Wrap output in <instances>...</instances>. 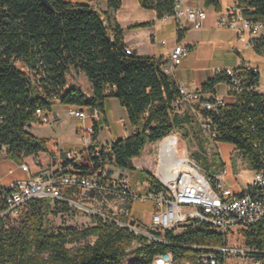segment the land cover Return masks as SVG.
Here are the masks:
<instances>
[{"label": "trees", "instance_id": "1", "mask_svg": "<svg viewBox=\"0 0 264 264\" xmlns=\"http://www.w3.org/2000/svg\"><path fill=\"white\" fill-rule=\"evenodd\" d=\"M48 1L51 9L40 0H0V151L4 148L7 157L18 160L45 152L47 140L31 134L28 125L38 122L37 107L50 111L54 102L96 107L103 113L105 99L113 97L125 110L132 127L128 136L109 145L93 144L79 160L64 161L63 166L71 164L70 171L83 176L93 174L104 164L127 172L136 170L133 160L147 144L184 126L193 125L199 132L189 112L177 116L174 111L179 91L172 74L162 69L168 59L137 55L133 50L131 54L125 52L123 30L113 18L121 0H105V23L86 2ZM137 1L142 8L154 10L157 18L174 14L176 0ZM235 2L245 17L264 20V0ZM203 5L216 12L221 9L219 0H203ZM149 24L136 23L132 27ZM183 32L177 29L179 40ZM252 48L264 54V34L252 40ZM16 62L27 66L30 74ZM71 72L84 74L88 93L67 82ZM237 73L240 91H227L230 100L211 112L210 117L216 141L231 143L257 171L264 169V91L255 89L258 72L241 64ZM218 83L229 85L230 79L223 72L213 73L199 88L214 95ZM97 129L94 124L93 140ZM147 174L149 190L158 189L159 181ZM4 189L0 185V192ZM66 204L49 197L35 198L28 202L15 225L6 226L0 218L1 264H153L166 253L171 255V264H183L193 261L205 248L226 243L224 236L198 220L182 224L180 231L152 230V238L99 214H90L93 223L85 228L55 231L48 216ZM3 207L0 197V212ZM122 222L133 224V220ZM243 235L248 245L246 254L255 259V264H264V216L244 229Z\"/></svg>", "mask_w": 264, "mask_h": 264}, {"label": "built area", "instance_id": "2", "mask_svg": "<svg viewBox=\"0 0 264 264\" xmlns=\"http://www.w3.org/2000/svg\"><path fill=\"white\" fill-rule=\"evenodd\" d=\"M85 2L94 11L101 14L105 23L106 20L102 13L107 9L106 5L102 7L99 0H87ZM172 16L176 21L183 17L192 29L198 30L202 27L206 13L203 8L195 6L180 7L179 0H176ZM168 17L164 16L163 19L166 20ZM217 24L222 28L234 30L237 34V40L244 46H252L254 39L252 37L257 38L264 34V20H252L245 17L242 8L236 2L218 18ZM190 49L189 45L176 43L169 53V63L162 67L163 71L173 74L174 68L181 64L182 59L188 55ZM125 52L131 54L132 49L126 46ZM260 56L261 61L258 64L240 63L236 67L216 68L213 73H225L230 79V84L226 85L227 91L239 92L241 80L237 73L238 66L243 64L260 73L259 68H264V54ZM16 65L24 73L30 74L27 66L20 62H16ZM72 73L74 72L66 76L68 83H70L68 77ZM74 84L79 85L76 82ZM177 84L179 97L173 104L174 111L181 114L185 112L184 108H186L198 123L202 139L218 151L217 147L220 142L216 141L215 128L212 126L210 113L214 112L217 107L224 106L226 101L216 94L204 93L201 88L188 90L182 83ZM255 89L259 92L264 91V83H260V75L258 86ZM53 99H55L54 96ZM67 107V113L70 117L89 122V125L79 129L84 133L83 148L66 150L61 162H56L53 157H50L48 169L44 168L45 165L36 157L37 155H29L31 156V163L22 162L21 169L28 173L34 170V173L38 175L27 180L13 182L5 187L3 192H0L4 206L0 212V218L19 217L28 202L35 198L49 197L54 201L85 208L75 199L78 190L102 192L121 196L130 202L151 200L153 203V211L150 216L152 230H178L182 224L191 220H198L205 222L214 231L224 236L226 243L223 246L205 248L204 251L194 257L193 261H187L184 264H229L228 254H246V249L228 246L227 239L229 235L248 228L264 216V169L254 171L252 179L241 190L234 191L226 185V180L231 175L229 172L230 164L221 163L217 172L211 173L202 167L199 161L189 160L185 150L180 149L178 143L174 154H166L162 151L160 142L156 167L160 187L149 190L146 195H138L132 190L128 176L124 174L112 176L109 172L113 167L108 164L99 166L93 174L85 176L70 171L72 169L71 164L63 166L65 160H79L82 153L90 150L93 144L100 146L92 139L93 125L98 126L101 120L99 109L76 105H67ZM49 112L42 107H37L35 109L37 123L51 125L53 118L49 116ZM120 123L125 124L123 120H120ZM99 146L95 147L96 154H98ZM99 215L119 225L126 226L135 233L152 238L150 231L141 230L134 223H124L117 218H111L101 213ZM131 220L133 219L131 218ZM166 254L167 257L164 255L157 257L153 264H171V255Z\"/></svg>", "mask_w": 264, "mask_h": 264}, {"label": "rangeland", "instance_id": "3", "mask_svg": "<svg viewBox=\"0 0 264 264\" xmlns=\"http://www.w3.org/2000/svg\"><path fill=\"white\" fill-rule=\"evenodd\" d=\"M181 24H185L186 20L183 17L179 18ZM232 56H235V52L231 49ZM213 65L212 62L204 64L205 67ZM173 75V74H172ZM261 79L264 80V71L261 73ZM225 91V85L219 86V92ZM67 105H63L59 102H54L51 105L49 116L52 118L53 114H58L59 120L57 123L52 121L51 125H44L34 122L28 130L31 134L39 137H45L49 140L57 139L62 143L72 142L75 129L80 126V120L72 118L67 113ZM177 116H182L177 114ZM120 118L126 123V127H123L120 123ZM179 118V117H178ZM194 119V118H193ZM103 120L107 122V125H102L103 129L97 134L96 139L100 144L105 145L111 140L112 133L122 134L124 131L130 132V125L127 121L126 113L119 105L118 101L109 97L106 99L103 109ZM194 123L199 129L198 123L194 119ZM195 126H184L173 130L169 136L175 138V146L178 143L180 149H184L189 160H197L200 165L206 168L209 172H217V166H220L222 160L227 162L230 160L229 172L232 174V178L227 179V183L234 189L238 190L240 187H244V183L252 179L254 175V167L250 160L243 155L242 152L235 149L231 143H220L217 151L212 148L210 143H205L199 132L195 130ZM166 138V137H165ZM164 139V138H163ZM162 139V140H163ZM157 141L150 146H147L137 157V166L139 170H132L127 172V176L130 180V186L138 195H146L149 191L150 181L147 173L151 174L156 180V167L158 163V147L160 142ZM31 163V156H25L21 160L10 159L6 156V150L2 148L0 151V185L7 187L13 182L23 181L30 178L29 173L21 169V164ZM113 171V168H111ZM115 170V169H114ZM115 177V176H114ZM76 201L84 206L77 207L73 204L67 203L66 205L59 206L58 213L48 216V223L54 226V230L58 231L62 228H85L93 223L90 214H105L111 218H117L122 221H130L133 219V223L141 230L152 231L150 225V213L153 210V203L147 199L144 201H132V209L137 219L130 214L126 216L124 212L128 209V202L123 201V197L113 194H95L83 190L76 192ZM23 209L22 212H24ZM4 219L6 226L15 225L18 217L7 216ZM177 231H180L178 229ZM227 244L233 248L247 249L248 245L245 242L243 230L229 235ZM227 259L229 264H255V259L247 254H228ZM187 262V261H186ZM185 263V262H184ZM183 263V264H184Z\"/></svg>", "mask_w": 264, "mask_h": 264}, {"label": "crops", "instance_id": "4", "mask_svg": "<svg viewBox=\"0 0 264 264\" xmlns=\"http://www.w3.org/2000/svg\"><path fill=\"white\" fill-rule=\"evenodd\" d=\"M64 1L82 3L87 0ZM99 2L102 7H105V0H99ZM179 2L180 7L190 5L203 8L205 10L206 17L203 21L201 29H192L187 21L183 25L179 19L176 21L173 16H169L166 20L163 18H157L154 10L142 8L137 0H121V6L114 12L113 18L123 30V41L125 45L131 48L137 55L153 57L162 56L167 58L168 61L169 53L176 43L180 42L189 45L191 47L190 52L182 59L181 64L174 68L172 75L177 83H182L188 90L198 89L204 82H206V80L213 77V70L216 68L236 67L240 63L246 64L248 62L258 64L261 61V56L253 50L251 45L244 46L237 40V34L234 30L222 28L217 24L218 18L225 13L227 8L235 3V0H219L221 8L219 12H216L212 7H204L203 0H179ZM142 22H148L150 24L143 28L132 27L133 24ZM177 29L184 30L183 36L180 40L178 39ZM252 38L256 37L253 36ZM231 49H237L239 54L235 53V56H232L233 54L231 53ZM207 62H212L213 65L205 67L204 64ZM259 71L260 83L263 84L264 80L262 81L261 79V73L264 71V68L260 67ZM68 80L70 83H78L84 92H89V85L83 74L76 75L72 73L69 75ZM220 85H225V83L216 84L214 86V93L217 96L222 97L225 101L230 100V97L227 94L226 85L225 91L222 93L219 92ZM105 102L106 99L104 101V105ZM184 109L185 112L181 114L188 112L186 108ZM52 118L54 123H57L59 120L58 114H53ZM120 120L123 119L120 118ZM80 122L81 127L89 125L88 121ZM32 124L29 127H31ZM104 124L107 125V122L103 120V113H101V120L97 129L98 135L100 130L103 129L102 125ZM122 126L126 127V123ZM81 127H77L74 130V137L72 138V142L69 143L66 142L61 144L60 140H49L48 138L42 137L47 140L46 151L38 153L36 157L45 165L44 168L48 169L50 167V157H53L56 162H61L64 159V152L66 150H80L83 148L82 140L84 138V133L82 130L79 131ZM130 129H132L131 126ZM129 134L130 130L129 132L124 131L122 134L114 132L110 135L111 140L109 143L105 145H109L117 138L126 137ZM95 141L99 143L97 140ZM152 144L153 143L147 144L145 148L147 146L151 147ZM217 153L219 154L220 151L218 150ZM136 159L137 158L133 160V164L136 167V170H139L140 168L137 166ZM221 160L222 163L230 164V160L227 162H224L223 159ZM218 167L219 166H217V169ZM120 174L127 175V171L113 168V171L111 172L112 176H118ZM37 175V173H34V170L29 173L30 178L36 177ZM230 178H232V174L227 179ZM249 181H246L244 185ZM226 185L231 187L234 191H239L243 188L240 187L236 190L227 183V180ZM123 199V201L127 202L125 198ZM129 204L130 207L128 210L130 214L137 219L138 217L134 214L132 209V203L129 202Z\"/></svg>", "mask_w": 264, "mask_h": 264}, {"label": "bare ground", "instance_id": "5", "mask_svg": "<svg viewBox=\"0 0 264 264\" xmlns=\"http://www.w3.org/2000/svg\"><path fill=\"white\" fill-rule=\"evenodd\" d=\"M175 138L173 136H167L161 141L162 151L166 154H174L175 152Z\"/></svg>", "mask_w": 264, "mask_h": 264}, {"label": "water", "instance_id": "6", "mask_svg": "<svg viewBox=\"0 0 264 264\" xmlns=\"http://www.w3.org/2000/svg\"><path fill=\"white\" fill-rule=\"evenodd\" d=\"M40 1L46 8L51 9V5L49 4L48 0H40ZM234 52L239 54L237 49H234ZM28 127H29V125H28ZM0 148H1V146H0ZM163 255H164V257H167V254H163Z\"/></svg>", "mask_w": 264, "mask_h": 264}]
</instances>
